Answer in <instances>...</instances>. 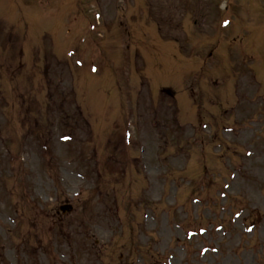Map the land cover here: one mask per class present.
Wrapping results in <instances>:
<instances>
[{"label":"rangeland","instance_id":"obj_1","mask_svg":"<svg viewBox=\"0 0 264 264\" xmlns=\"http://www.w3.org/2000/svg\"><path fill=\"white\" fill-rule=\"evenodd\" d=\"M81 1L0 0V151L21 150L26 168L5 167L0 152V264H60L67 250L73 264H264V0ZM226 9L234 10L229 35L218 18ZM225 35H235L233 57ZM245 54L257 60L234 82L231 64ZM234 91L258 104L235 105ZM224 105L235 106L233 117L207 120ZM238 119L255 123L236 141ZM202 144L200 160L192 149ZM248 144L262 158L243 170ZM29 197L43 208H29ZM67 218L69 228L48 233ZM50 234L58 254L42 245Z\"/></svg>","mask_w":264,"mask_h":264},{"label":"bare ground","instance_id":"obj_2","mask_svg":"<svg viewBox=\"0 0 264 264\" xmlns=\"http://www.w3.org/2000/svg\"><path fill=\"white\" fill-rule=\"evenodd\" d=\"M232 185L231 186H234V184H236V182H233V183H231Z\"/></svg>","mask_w":264,"mask_h":264}]
</instances>
